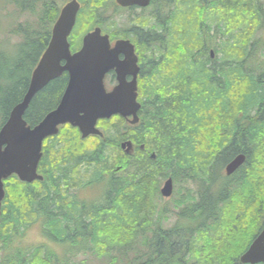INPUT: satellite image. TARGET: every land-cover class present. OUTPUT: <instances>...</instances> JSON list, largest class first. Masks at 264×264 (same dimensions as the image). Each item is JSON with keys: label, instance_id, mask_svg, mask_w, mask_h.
Returning <instances> with one entry per match:
<instances>
[{"label": "trees", "instance_id": "1", "mask_svg": "<svg viewBox=\"0 0 264 264\" xmlns=\"http://www.w3.org/2000/svg\"><path fill=\"white\" fill-rule=\"evenodd\" d=\"M80 2L77 39L98 25L136 43L140 121L101 119L103 135L86 138L66 124L45 139L44 178L4 181L0 264H241L264 226V0H152L154 16L115 31L105 29L114 0ZM61 3L9 2L30 20L7 35L13 58L0 39V129L28 89ZM67 82L65 72L33 97L28 124L57 107ZM239 153L245 163L227 176ZM168 177L175 191L165 201ZM34 225L44 240L19 241Z\"/></svg>", "mask_w": 264, "mask_h": 264}, {"label": "water", "instance_id": "2", "mask_svg": "<svg viewBox=\"0 0 264 264\" xmlns=\"http://www.w3.org/2000/svg\"><path fill=\"white\" fill-rule=\"evenodd\" d=\"M123 6H147L150 0H116ZM78 0H70L61 9L52 27L51 38L37 65L32 71L30 83L22 101L17 103L0 129V222L2 204L6 195L5 180L16 174L23 182L32 183L44 177L39 172L43 157V143L57 135L60 126L77 127L86 138L103 135L98 121L114 115L126 118L131 125L140 121L138 101L139 57L130 39H119L111 45L109 34L96 26L87 32L82 47L72 52L69 37L75 27L80 10ZM124 55V58H120ZM213 56V51H212ZM115 70L118 83L108 90L105 77ZM68 73V82L57 107L49 111L36 125L25 119L33 97L51 80ZM132 80L128 81L127 77ZM121 147L130 153L133 143L122 142ZM152 157H156L153 153ZM246 161V154L239 153L225 165V173L231 176ZM174 180L168 177L160 192L168 199L173 194ZM242 264L264 263V227L249 247L240 255Z\"/></svg>", "mask_w": 264, "mask_h": 264}, {"label": "rangeland", "instance_id": "3", "mask_svg": "<svg viewBox=\"0 0 264 264\" xmlns=\"http://www.w3.org/2000/svg\"><path fill=\"white\" fill-rule=\"evenodd\" d=\"M10 1L11 0H9V2ZM9 2L8 0H0V39L3 41L1 44V48L5 51V55L10 58H13L15 56L14 51L16 50V48L9 43L10 38L7 37V35H9L10 29L15 28L19 22H25L26 20H30V16L28 17L26 13H20L18 11L15 12L14 11L15 7L13 6V4H9ZM61 2H62L61 7H63L68 1L61 0ZM108 13L111 17L108 21H106L107 26L105 27V29L109 28L111 29V31H115V28H120V27L126 28L127 23L135 15L134 12L127 13L121 10L114 11L113 9L109 10ZM32 18L35 19L36 16ZM261 36L264 37V31L262 32ZM12 37H13L12 40L17 39V36H12ZM77 38L78 37L76 36V39ZM0 82H5V79L2 78L1 76H0ZM174 191H175V186H174ZM87 195H89V193H87ZM173 195L169 199L163 197L162 195L161 196L163 200L166 201V200H171ZM174 220L175 219L173 217L171 218L170 222H173ZM18 240L28 244H34V243H38L39 241H43L44 238L41 234L40 227L38 225H34L31 226L24 235L19 236Z\"/></svg>", "mask_w": 264, "mask_h": 264}, {"label": "flooded vegetation", "instance_id": "4", "mask_svg": "<svg viewBox=\"0 0 264 264\" xmlns=\"http://www.w3.org/2000/svg\"><path fill=\"white\" fill-rule=\"evenodd\" d=\"M68 2L70 1V0H67ZM79 1V3H80V5H81V7H82V4H81V2H80V0H78ZM114 4H115V6H116V8H114L113 10L114 11H117V10H121V11H123V12H127V13H129V12H134V16H137V15H144V16H148V15H150L151 17L152 16H154L156 13H155V10H154V8H152V0H150V3H149V5H147V6H139V5H130V6H126V7H123V6H121V5H119L117 2H116V0H115V2H114ZM81 7H80V9H81ZM61 9H62V7H61ZM61 9H60V11H59V14H58V17H59V15H60V12H61ZM116 9V10H115ZM79 12H80V10H79ZM79 12H78V14H77V19H76V24H77V22H78V15H79ZM27 15H28V17L30 16V13H29V11H26L25 12ZM58 17H57V19H58ZM56 19V20H57ZM151 19H153V18H151ZM131 20V19H130ZM56 22V21H55ZM130 22V21H129ZM150 22H153V21H151L150 20ZM76 24H75V26H76ZM98 26V25H97ZM96 27V26H95ZM75 28V27H74ZM73 32H74V29H73V31H72V33H71V38L69 37V41H70V44H71V50H72V52L74 53V52H76V51H78L81 47H82V40H83V37H82V39L81 40H79V39H76V37H75V34H73ZM102 33H107V34H109V37H110V41H111V45L112 46H114L115 45V42L117 41V40H119V39H130V41L135 45V51H136V53H137V55H138V57H139V65H140V68H141V63H140V55H139V53H138V47H137V45H136V43L134 42V40L132 39V37H124V36H118V35H113V34H111V33H109V32H105L104 30H103V28H102ZM85 35V34H84ZM83 35V36H84ZM120 58L122 59V58H124V55H120ZM67 73V72H66ZM67 75H68V73H67ZM141 70H140V73H139V76H138V92H139V95H138V100L140 101V84H141ZM68 78H69V76H68ZM127 80L128 81H130V80H132V77L131 76H128L127 77ZM118 83V81H117V77H116V72H115V70H111L109 73H107V75H106V77H105V85H106V88L108 89V90H111L116 84ZM264 227V226H263ZM262 227V228H263Z\"/></svg>", "mask_w": 264, "mask_h": 264}, {"label": "bare ground", "instance_id": "5", "mask_svg": "<svg viewBox=\"0 0 264 264\" xmlns=\"http://www.w3.org/2000/svg\"><path fill=\"white\" fill-rule=\"evenodd\" d=\"M26 92H27V91H26ZM25 94H26V93H25ZM174 186H175V185H174ZM161 187H162V186H161ZM160 189H161V188H160ZM173 192H174V190H173ZM160 193H161V192H160ZM161 195H162V194H161ZM172 195H173V194H172ZM172 195H171V196H172ZM162 196H163V195H162ZM163 197H165V196H163ZM165 198H167V197H165Z\"/></svg>", "mask_w": 264, "mask_h": 264}]
</instances>
